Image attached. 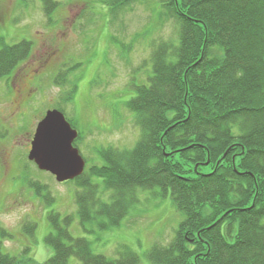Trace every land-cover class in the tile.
<instances>
[{
	"label": "trees",
	"instance_id": "16d2710c",
	"mask_svg": "<svg viewBox=\"0 0 264 264\" xmlns=\"http://www.w3.org/2000/svg\"><path fill=\"white\" fill-rule=\"evenodd\" d=\"M40 1L53 23L60 3ZM149 1L92 3L115 20ZM158 6L159 23L172 20L176 31L149 44L146 82L125 90L139 139L132 149H96L102 164L88 166L84 158L85 171L74 180L80 224L119 227L138 193L151 191L169 195L183 216L170 243L149 250L151 264H264V0H158ZM32 51L31 41L8 44L0 35V80ZM70 70H60L54 83H68ZM76 89L71 84V93ZM80 142L79 132L75 145ZM101 186L109 202L101 199ZM48 220L50 258L38 262L29 248L20 256L5 252L2 240L12 234L0 226V264H69L72 257L79 264H141L126 244L116 259L96 254L87 238L72 235V215L51 212ZM37 228L28 220L22 231L34 239Z\"/></svg>",
	"mask_w": 264,
	"mask_h": 264
},
{
	"label": "rangeland",
	"instance_id": "374dc122",
	"mask_svg": "<svg viewBox=\"0 0 264 264\" xmlns=\"http://www.w3.org/2000/svg\"><path fill=\"white\" fill-rule=\"evenodd\" d=\"M57 1L51 23L40 0H0V35L8 44H33L31 56L0 80V226L12 234L2 240L4 251L20 256L29 248L38 262L50 258L54 252L45 242L52 232L48 215L58 212L62 218L74 217L72 235L87 238L96 254L116 259L119 246L126 244L141 264H151L149 250L157 243L169 244L183 219L169 195L139 192V202L121 226L101 230L89 224L85 229L75 201L77 183L58 182L29 159V152L38 123L55 109H62L81 133L78 148L88 166L103 163L96 149L134 148L140 128L125 107V90L132 89V82H146L149 44L174 34L176 26L172 20L159 23L158 0L125 8L117 20L93 0ZM65 69H71L68 83L55 84ZM71 84L77 86L74 93ZM100 190L101 199L109 202L110 192L103 186ZM45 191L50 201L44 199ZM28 220L38 224L34 239L22 231ZM69 264L79 260L72 257Z\"/></svg>",
	"mask_w": 264,
	"mask_h": 264
},
{
	"label": "water",
	"instance_id": "95a60500",
	"mask_svg": "<svg viewBox=\"0 0 264 264\" xmlns=\"http://www.w3.org/2000/svg\"><path fill=\"white\" fill-rule=\"evenodd\" d=\"M78 136L79 131L63 112L50 110L37 125L29 159L39 169L55 175L58 182L75 180L86 167L84 157L74 145Z\"/></svg>",
	"mask_w": 264,
	"mask_h": 264
}]
</instances>
